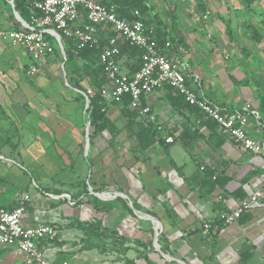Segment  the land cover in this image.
<instances>
[{"label": "crops", "instance_id": "crops-1", "mask_svg": "<svg viewBox=\"0 0 264 264\" xmlns=\"http://www.w3.org/2000/svg\"><path fill=\"white\" fill-rule=\"evenodd\" d=\"M152 13L156 14L154 9ZM7 21H3L5 24L0 25V30H8L5 28ZM86 21L87 18L83 14L78 23L83 24ZM210 24L211 22H206L205 26ZM110 30H100L99 39L106 43ZM174 32L178 35L176 41L180 36L185 41L183 44L175 42L179 45L178 49L172 41L173 46L166 49V52L189 63L188 83L200 93L229 110L241 108L245 102L255 99V76L251 78L245 72L242 68L245 64L238 61L232 65L229 60L230 53L226 51L225 56L228 59H222L226 65L225 71L222 67H217V59H212L217 47H203L202 55L201 47L195 46L196 42L201 40L198 31L193 33L195 39L189 37V33L179 24L175 25ZM54 53L55 50L42 59L40 67L45 59L53 58ZM126 56L123 68L133 74L136 59L128 54ZM250 56L251 54L248 55L249 58ZM65 59L67 60V53ZM31 61L25 48L15 46L0 37V122L5 113L13 131H16L14 127L20 123L23 129L22 132V129L19 131V138L17 137L19 153L16 151L12 155H5L3 148L6 146V132L9 128L0 126V209L13 210L18 205L19 198L25 193H30L31 199L26 203L23 223L25 226H35L39 223L56 226L57 235L47 237L39 243V248L54 264H62L64 261L69 264H150L139 252L142 250L139 244L143 245L141 238L148 232L154 235L156 229V223L146 217V214L153 215L161 222L160 235L170 247L174 245L176 248V244L186 242V231L191 233L203 228V219L216 224L220 213L231 212L255 189L264 188L263 158L223 134L217 123L211 127L213 125L209 124V120L213 119L202 111L203 115H198L189 109L180 110L174 107L167 99V88H163L145 94L141 99L143 106L151 107V114L156 119L151 120L141 114L140 118L149 119L153 125H162L161 131L166 133L142 150L136 148L135 138L133 144L123 146L126 142L121 137L122 139L118 140L121 148L118 174L123 185L115 192L103 191L112 195L118 192L127 194L132 203H137L138 207L135 208L134 204L133 206L138 214L134 211V215L125 210L122 203L113 204V201H109L122 196L104 199L94 194L99 201L89 197L79 203L81 196L86 198V194L81 193L82 182L79 181L82 179L74 175L73 179L71 177L63 180L59 176L49 174L47 167L43 165L45 161L47 163V144L41 135L35 138L34 134L46 133L48 130L45 117L49 114L47 87L42 74L35 76L27 73ZM253 70L255 71L254 68ZM87 97L89 98L88 95ZM110 110L112 113L113 109ZM118 110L124 116L122 111ZM201 116L203 121L200 120ZM124 129L127 131V125ZM60 130L63 128L60 127ZM107 130L116 133L120 128L114 120V127ZM251 131L253 135L264 136V130L256 125H252ZM167 135H172L174 141L166 142ZM60 142L63 143V138ZM90 147L92 146L89 140ZM127 148H132L131 154H134L136 161L135 167L130 168L131 171L127 164ZM114 152H117L116 149ZM203 165L205 169H201ZM35 166L40 169L37 178L30 172L36 169ZM106 174L111 178V166ZM209 177L212 180L220 179L224 183L212 192L202 195L198 180L203 181L205 190L204 181ZM88 186L99 190L94 181H88ZM100 199L104 200L101 204ZM97 205L102 213L96 212ZM262 209L264 210V204L255 206L247 213L253 214ZM92 224L99 227L92 228ZM105 228L107 230L103 231ZM117 235L127 240L124 241ZM224 239L227 238L221 236L220 244ZM224 244H221L223 252L231 253L236 264H240V253L233 245L226 247ZM223 252L219 257L223 256ZM148 255L152 259L153 255ZM172 257L174 259L169 260H180L182 263L178 261L179 263L186 264L181 259ZM218 261L219 259L215 264L220 263ZM0 264H26L25 255L15 246H0Z\"/></svg>", "mask_w": 264, "mask_h": 264}, {"label": "rangeland", "instance_id": "rangeland-1", "mask_svg": "<svg viewBox=\"0 0 264 264\" xmlns=\"http://www.w3.org/2000/svg\"><path fill=\"white\" fill-rule=\"evenodd\" d=\"M146 1L151 3L158 19L173 32V35H176V38L178 35L175 34L174 29L175 25L179 24L184 31L189 33V37L194 39L193 33L198 31L201 40L196 42L195 46L201 47V54L203 53V47H217L212 54V59L219 61L217 67H222L226 71V65L222 61V59H228L225 56L226 51L230 53L229 60H231L232 65L238 63V61L245 64V67L242 66L245 72L251 78L255 76V81L260 83V85L254 84L258 88L256 97L251 103L253 107L261 112L264 118V110H262L261 105V95L264 94V0H210L208 4V9L211 10L210 20L209 18H204V10L200 0ZM6 9L8 7L0 3V25L5 24L3 21L7 19L4 13V11L7 12ZM206 22H211L210 26H205ZM243 48L249 50L250 58L245 55ZM52 56L53 58L45 59L42 62L43 66L35 74V76L42 74L46 80L45 86L47 87L48 97L49 114L45 116L48 130L46 133L35 132L34 134L35 138L41 135L47 144V152L45 154L47 163L45 161L43 165L47 167L46 171L49 174L59 176L63 180L71 177L73 179L75 176L82 179L79 181L80 183L82 182L81 193H85L86 196H84L86 198L81 196L79 203L89 199V197L92 199L96 197L91 193L88 181L91 183L93 181L96 182L99 188V190H96L99 192H115L123 185L118 174L121 161L119 156L121 148L118 140L124 138L126 145L123 146L133 144L135 141L130 131L124 129L126 117L116 107L111 106L113 111L112 113L109 111L108 114L110 113V116L115 120L120 131L113 133L110 130H105L96 138V144L86 149L89 114L87 112V102H84L87 101L86 94L93 95L95 91L92 88L89 77H80L72 70L66 71V63L63 66L66 60L61 49L59 54L56 51ZM69 78L82 86L84 91L72 86ZM79 94H83L85 98H80ZM10 124L7 115L4 113L0 126L9 128L6 132V146L3 148L5 155H12L16 151L19 153L17 140L23 131L22 123L16 126L18 130L14 127L17 133L13 131ZM60 127L63 130H60ZM20 130L21 132H19ZM61 137L63 138L62 144L60 142ZM114 149L117 152H114ZM131 149H126L129 152L127 158L129 171H131L130 168H134L136 165ZM18 160L22 162L20 158ZM110 166L111 178L106 174ZM35 168L33 170L30 169V172L37 178L38 174H40V169L38 166H35ZM109 201H113L116 204L122 203L125 210H132V214H134V210L130 206V199L121 197ZM103 202L104 200L100 199L99 203ZM98 206H95V209H97L96 212L99 214L102 211H100L101 208H98ZM205 222L203 219V228L201 229H196L191 233L186 231L184 236L186 237V242L176 244V248L174 245L170 247L169 243L167 244L166 240L160 235L159 243L163 246L162 250L181 259L186 264H215L218 259V262H220L218 264H236L231 253L223 252L221 244L226 243L224 244V246L227 245L226 247L233 245L239 253L243 246L254 245L256 252L254 257L246 263L239 261L240 264H264L263 209L253 213L252 217L245 223L240 222L238 219L232 224L224 223V226H218V223H216L213 224V229L211 227L207 229L204 227ZM221 236L228 240L224 239L220 244ZM154 237L155 234L148 232L144 234V238H141L143 240L141 244L143 245L139 244V246H142V250L139 252L143 254L145 259L147 258L146 261L150 264H181L176 260L164 258L155 247ZM257 239L260 241L257 242ZM222 252L223 256L219 257ZM149 253L153 255L152 259H150Z\"/></svg>", "mask_w": 264, "mask_h": 264}, {"label": "built area", "instance_id": "built-area-1", "mask_svg": "<svg viewBox=\"0 0 264 264\" xmlns=\"http://www.w3.org/2000/svg\"><path fill=\"white\" fill-rule=\"evenodd\" d=\"M203 1L207 4L204 13V18L207 19L211 13L208 9L210 0ZM147 4L150 6V3ZM32 6L41 10L42 16L34 15L32 23H21L22 29L0 30L3 40L27 50L32 60L27 69L29 75L39 72L41 60L53 53L56 46L65 47L64 36L73 38L78 48H84L99 44L100 30H115L118 37L109 38V46L103 49L100 58L110 81V85L102 90L108 104L120 101L124 94L130 93L131 107L139 109L141 115L155 120L151 107L142 105V96L170 85L184 95L190 104L196 105L202 113L216 121L223 134L264 159V136L251 133L252 125L264 130L260 112L248 101L241 108L229 110L214 103L188 83L189 63L166 52V49L173 46V42L167 40L165 46H161L154 29H148L140 9L134 10L136 19L130 20L120 17L116 4L109 0H32ZM83 14L87 21L79 24ZM119 36L142 50L140 69L133 74L123 68L127 56L121 53ZM157 127L160 130L163 128L162 125ZM173 141L172 135L166 136V142ZM201 169H205V166ZM30 199V193H25L13 210L0 209V246H15L20 249L25 255L26 264H54L39 248V243L47 237L56 236V226L48 223L24 225L26 203ZM260 204H264V188L255 189L231 212H222L218 217L224 219L225 224H232L243 213ZM212 225V221L204 223L207 229ZM62 264L69 263L64 261Z\"/></svg>", "mask_w": 264, "mask_h": 264}, {"label": "trees", "instance_id": "trees-1", "mask_svg": "<svg viewBox=\"0 0 264 264\" xmlns=\"http://www.w3.org/2000/svg\"><path fill=\"white\" fill-rule=\"evenodd\" d=\"M110 3H114L117 6V13L120 17L128 18L130 20L136 19L134 16V10L140 9L143 14V20L145 21L148 29L154 28L155 34L159 40L161 46H165L167 40H171L175 44V48L178 49L179 45L175 42L184 43V39L180 36L178 41H176V35H173L172 31H169L168 27L163 24L161 20L158 19L157 14L153 15V7L148 6L146 0H109ZM0 3L4 6H7V12L4 11L8 24L5 25L7 29H22L23 26L20 21L15 18L12 5L9 0H0ZM200 3L203 7L204 13L207 9V4L205 1L200 0ZM15 7L22 15V17L29 23H32V16H42V11L32 6V0H15ZM152 8V9H151ZM3 13V14H4ZM118 32L115 30H110L105 43L104 40H99V44L87 45L84 48H78L76 41L73 38L65 37L64 35V44L67 53V72L68 70H72V72L77 73L80 77H89L93 90L95 91L93 95L86 94L90 98L89 107L87 108V112L89 114V122H90V142L91 146H93L96 142V138L98 135L102 134L108 128L114 127V119L110 116L109 111H111V106L116 107L122 111L124 116L126 117V125L130 134L137 140V149H146L154 142H156L163 135V131H161L157 125H153L149 122V119L140 118V111L137 108L131 107L132 96L130 93H126L123 95L120 101H113L108 104L105 100L104 94L102 90L110 85V81L106 75L104 64L101 62V53L105 46H109V38L110 37H118ZM119 46L121 49L122 55L133 56L135 60V66L133 73L140 69L141 64V55L142 50L139 47L131 45L130 42L122 39L119 36ZM59 54L60 48H56L55 52ZM245 55L248 56L250 54L247 48L244 49ZM68 74V73H67ZM69 82L72 86L78 87V89L83 90V87L80 86L77 82H73L71 78H69ZM248 83V82H247ZM260 85L259 82L253 83ZM165 88L168 90L167 99L172 103L174 107L180 110L189 109L198 115L201 114L200 109L196 105L190 104L185 96L175 91L170 85H167ZM258 87H256L257 90ZM260 89V88H259ZM83 93V92H82ZM80 98H85L83 94H79ZM264 94L261 95V105L262 110H264ZM86 103V101L84 102ZM203 115V114H201ZM262 116V114H261ZM263 120V116L261 117ZM202 116L200 120H202ZM203 121V120H202ZM209 124H212L214 127L216 126V121L209 120ZM156 126V127H155ZM201 186V194H208L212 192L218 185L223 184L224 182L220 179L212 180L211 177L205 179L203 190V181H199ZM201 182V183H200ZM121 198V197H119ZM118 199V198H117ZM96 201H99L97 197H95ZM114 204V203H113ZM135 207H138L137 203H135ZM132 213V210H130ZM218 217V216H217ZM252 217L251 213H243V215L239 218V221L245 223L249 218ZM218 226H224L225 220L218 217L217 218ZM95 226V227H94ZM86 227V226H85ZM90 227L98 228L96 225L92 224ZM89 228V227H88ZM214 228V225L211 227ZM87 229V228H86ZM211 229V230H212ZM105 228L103 231H106ZM118 238H122V240H127V238H123L118 236ZM163 247V246H162ZM255 247L254 245H245L243 246L240 256L241 261L246 263L254 254Z\"/></svg>", "mask_w": 264, "mask_h": 264}, {"label": "water", "instance_id": "water-1", "mask_svg": "<svg viewBox=\"0 0 264 264\" xmlns=\"http://www.w3.org/2000/svg\"><path fill=\"white\" fill-rule=\"evenodd\" d=\"M9 2L11 3V5H12V7H13V12H14V15H15V17H16V19L18 20V21H20L22 24H27V21L22 17V15L19 13V11L16 9V7H15V0H9ZM61 50H62V53H63V56L66 58V51H65V47H64V45H63V47L61 48ZM66 60V59H65ZM65 65V62L63 63V66ZM66 81H67V84L69 85V83H68V80L66 79ZM87 107H89V103H90V99L87 97ZM89 125H90V123H89ZM89 125H88V129H87V144H86V149H88L89 148V140H90V137H89ZM91 189V192L93 193V194H95L96 196H98V197H101V195H100V192H96V191H94L92 188H90ZM102 193H104V192H102ZM117 196H122V197H125V198H128V195L127 194H124V193H120V192H118V193H116L115 195H113L112 196V198H115V197H117ZM102 198V197H101ZM112 198H110V199H112ZM130 206L132 207V208H134V206H133V203L130 201ZM134 211H135V213H137L138 214V211H137V209H135L134 208ZM140 215V214H139ZM146 217H148V218H151L156 224H157V226H156V229H155V238H154V243H155V247H156V249L164 256V257H166V258H169L171 255H169L168 253H165L163 250H162V247H161V244L159 243V236H160V233H161V229H162V227H160L159 225H161V222L157 219V218H155L153 215H150V214H146ZM159 224V225H158Z\"/></svg>", "mask_w": 264, "mask_h": 264}, {"label": "bare ground", "instance_id": "bare-ground-1", "mask_svg": "<svg viewBox=\"0 0 264 264\" xmlns=\"http://www.w3.org/2000/svg\"><path fill=\"white\" fill-rule=\"evenodd\" d=\"M100 195H101V197L102 198H104V199H109V198H112V194L111 193H102V192H100ZM159 225V224H158ZM156 226H157V224H156ZM160 227H161V225H159ZM168 259H174L172 256H170ZM178 260V259H177ZM178 261H180V260H178ZM181 262V261H180ZM182 263V262H181Z\"/></svg>", "mask_w": 264, "mask_h": 264}]
</instances>
